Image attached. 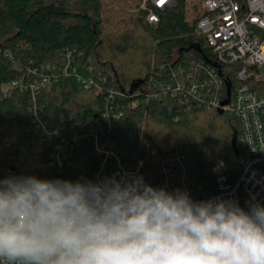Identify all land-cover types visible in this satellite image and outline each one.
Returning <instances> with one entry per match:
<instances>
[{
  "label": "trees",
  "instance_id": "obj_1",
  "mask_svg": "<svg viewBox=\"0 0 264 264\" xmlns=\"http://www.w3.org/2000/svg\"><path fill=\"white\" fill-rule=\"evenodd\" d=\"M140 1L0 0V170H8L0 179L96 181L103 161L108 177L118 174L117 158L100 147L122 162L144 160L143 178L156 187L164 185V158L178 170L169 161L178 151L195 200L218 192V157L227 180H236L239 119L160 87L178 64L207 65L203 55L213 57L197 29L202 0H177L159 10L156 23ZM65 47L75 49L68 69ZM78 75L92 79L91 87ZM89 107L91 117L77 122L76 113ZM246 201L241 194L239 204L247 208Z\"/></svg>",
  "mask_w": 264,
  "mask_h": 264
},
{
  "label": "clouds",
  "instance_id": "obj_2",
  "mask_svg": "<svg viewBox=\"0 0 264 264\" xmlns=\"http://www.w3.org/2000/svg\"><path fill=\"white\" fill-rule=\"evenodd\" d=\"M103 180L0 179V259L9 264H264V204Z\"/></svg>",
  "mask_w": 264,
  "mask_h": 264
},
{
  "label": "built area",
  "instance_id": "obj_3",
  "mask_svg": "<svg viewBox=\"0 0 264 264\" xmlns=\"http://www.w3.org/2000/svg\"><path fill=\"white\" fill-rule=\"evenodd\" d=\"M176 1L141 0L139 9L145 12L148 22L156 23L159 10L173 6ZM202 6L205 13L197 21V29L212 50L211 62L207 65L195 61L188 66L178 64L160 87L171 94L192 95L197 104L207 103L223 109L241 123L238 139L241 172L235 181L229 182L222 171L224 160L218 157L213 167L218 192L204 199L223 196L239 202L244 194L250 201L254 198L264 204V0H202ZM62 55L66 69L71 68L75 62V49L65 47ZM222 65H225L224 73ZM78 78L87 86L93 84L92 79L80 75ZM225 78L231 82V92L229 102L222 104L228 96ZM98 149L117 158L118 177L146 175L142 168L144 160L122 162L117 152ZM169 161L178 170H173L165 158L161 161L163 187L169 191L175 188L187 190L193 198L194 186L188 179L183 156L176 151L169 156ZM105 177L108 174L103 161L95 171V180ZM0 262L9 264L5 259Z\"/></svg>",
  "mask_w": 264,
  "mask_h": 264
},
{
  "label": "rangeland",
  "instance_id": "obj_4",
  "mask_svg": "<svg viewBox=\"0 0 264 264\" xmlns=\"http://www.w3.org/2000/svg\"><path fill=\"white\" fill-rule=\"evenodd\" d=\"M84 85L86 86V84H84ZM94 86L97 87V85H94ZM89 87H91V86H89ZM93 113H94L93 107L85 108V109H82L76 113L75 119L77 122L82 123V122L87 121ZM7 171L8 170H5V169L0 170V176L6 174Z\"/></svg>",
  "mask_w": 264,
  "mask_h": 264
},
{
  "label": "water",
  "instance_id": "obj_5",
  "mask_svg": "<svg viewBox=\"0 0 264 264\" xmlns=\"http://www.w3.org/2000/svg\"><path fill=\"white\" fill-rule=\"evenodd\" d=\"M199 50L201 51V49H199ZM203 56H204V58H205V60H206L207 62H211V59H210V58H208L206 55H203ZM215 66L219 67V64H218V63H215ZM225 81H226V84H227V94H228V96H227V98L222 102V104H226V103L229 102V99H230V92H231V82H230V80H229L228 78H225ZM142 82H143V80H141V81H139V82H135V84H133V85L131 86V91L134 90L135 87H138ZM219 111H220L221 113L224 112L223 109H219ZM199 199H200V200H204V199L201 198V197H199Z\"/></svg>",
  "mask_w": 264,
  "mask_h": 264
},
{
  "label": "snow or ice",
  "instance_id": "obj_6",
  "mask_svg": "<svg viewBox=\"0 0 264 264\" xmlns=\"http://www.w3.org/2000/svg\"><path fill=\"white\" fill-rule=\"evenodd\" d=\"M160 3H164V0H160Z\"/></svg>",
  "mask_w": 264,
  "mask_h": 264
}]
</instances>
